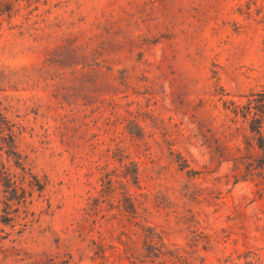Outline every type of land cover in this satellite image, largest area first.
<instances>
[{"label":"rangeland","instance_id":"obj_1","mask_svg":"<svg viewBox=\"0 0 264 264\" xmlns=\"http://www.w3.org/2000/svg\"><path fill=\"white\" fill-rule=\"evenodd\" d=\"M24 3L0 14V264H264V0Z\"/></svg>","mask_w":264,"mask_h":264},{"label":"trees","instance_id":"obj_2","mask_svg":"<svg viewBox=\"0 0 264 264\" xmlns=\"http://www.w3.org/2000/svg\"><path fill=\"white\" fill-rule=\"evenodd\" d=\"M38 0H25V3L23 6H28L31 3H34ZM18 4H20V0H0V14L3 12H14L19 9ZM36 8V4H34L33 7L29 8L26 12L29 13L31 10ZM27 16V15H26ZM79 45L73 44L72 49L78 50ZM249 104L245 107L243 114L244 115H249V130L252 133V137L255 139V142L257 144V147L261 149V154H262V164L260 165L262 168H264V136L261 131V126L263 124V116H264V109L262 110V113L260 114L258 111H256V106L251 105V100L248 102ZM235 106H237L235 104ZM234 106V107H235ZM253 108V109H252ZM0 119H2V122L4 123L3 125L6 128V150L10 153L13 154H18L16 150V132L13 128V122H10V118H6L4 115L1 114L0 112ZM5 120V121H3ZM4 129V127H3ZM183 165V164H182ZM134 170V171H133ZM133 172V177L134 179L137 180V173L135 172V168L132 169ZM13 190H16L15 185L12 187ZM24 192V190H23ZM134 203L133 201H129V212L134 213ZM147 245L150 250H153V253L156 255L164 254L165 252L163 251V243L160 239L158 238H153V236H150L147 239Z\"/></svg>","mask_w":264,"mask_h":264}]
</instances>
